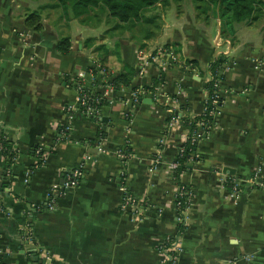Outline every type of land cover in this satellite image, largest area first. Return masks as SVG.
Wrapping results in <instances>:
<instances>
[{
  "label": "crops",
  "instance_id": "1",
  "mask_svg": "<svg viewBox=\"0 0 264 264\" xmlns=\"http://www.w3.org/2000/svg\"><path fill=\"white\" fill-rule=\"evenodd\" d=\"M261 2L255 21L234 24V33L224 37L213 11L207 13L216 23L212 33L196 17L195 1L181 0L180 11L177 5L169 13L171 23L163 11L158 34L140 47L127 31L108 39L103 24H81L72 16L70 27L57 28L60 7L47 6L53 0H0V132L16 151L10 165L0 151L5 264H158L159 244L178 232L180 184L191 191V201L178 264H264V186L252 182L256 170V179L264 178ZM34 10L41 15L39 31L24 25ZM61 37L70 38L68 53L55 49ZM98 45L112 51L103 61ZM218 55L227 58L218 79L219 114L175 178L168 163L188 131L183 120L202 114L208 64ZM126 69L133 71L129 84L112 85ZM79 72L86 73L83 84H95L106 101L99 118L78 110ZM100 121L104 137L97 135ZM125 146L130 152L119 158L116 151ZM159 147L162 163L153 169ZM81 164L80 183L54 195L48 208L52 185ZM231 180L238 183L237 198L230 195ZM122 185L142 208L140 219L134 206L125 205ZM41 203L45 209L38 208Z\"/></svg>",
  "mask_w": 264,
  "mask_h": 264
},
{
  "label": "trees",
  "instance_id": "2",
  "mask_svg": "<svg viewBox=\"0 0 264 264\" xmlns=\"http://www.w3.org/2000/svg\"><path fill=\"white\" fill-rule=\"evenodd\" d=\"M54 3L47 5L49 7H60L63 13L69 12L70 16L77 19L81 24L105 25L104 33L109 30L120 29L123 31H129L135 28L138 32L130 33V37L135 39L140 47H144V40H149L155 36L156 30L160 29L161 26L158 25L157 21L161 18V13L153 11L158 8L164 7L168 0H53ZM204 4L205 10L213 11L216 17L220 20V34L224 37L232 35L234 33V24L236 23H251L255 21L261 13L262 0H201ZM46 6V7H47ZM199 7V5H198ZM113 19L116 22L113 23ZM92 22V23H91ZM24 25L27 28H31L34 31H39L42 28L41 15L38 11L34 10L29 12L24 17ZM94 38H88L87 41L91 42ZM118 43H115V46ZM70 38L61 37L57 40L55 44V49L62 53H68L70 50ZM95 50H102L101 59L102 61L110 54L111 50L104 49L103 45H98ZM227 58L223 55H218L209 64L208 69L211 73V79L205 83V89L207 90V95L212 96L214 92L219 95V102H222V96H220V87L214 84L220 78V70L225 64ZM189 65H194L196 63L194 60L187 61ZM133 75L132 69H126L125 71L114 76L110 83L114 86L118 85H128L131 77ZM157 80L153 81V86L150 87L154 89L157 84ZM94 85L84 86L83 91L89 95L90 101L96 100L95 105L99 108L105 104L103 98L100 97L99 92L94 90ZM211 115L209 113H202L193 118H184V122L189 126L190 130H194L197 127V122L200 120L211 121ZM97 135L99 137L105 136V131L102 127V122H99V128ZM0 146L1 153L4 155L7 164L10 165L14 161L16 151L12 148V145L6 140L3 133L0 132ZM125 152H130V149L125 146L123 148ZM177 155V154H176ZM195 144H188L184 152V156L179 159V167L173 171L175 178H178L179 173L187 169V163L190 157H195ZM176 157V156H175ZM264 181V178L262 179ZM229 190L232 184L229 183ZM54 197V195H53ZM39 209H45L46 205L43 203L38 205ZM182 227L179 225V229ZM21 234V232H20ZM24 235V234H23ZM25 236V235H24ZM5 254L0 255V261L3 262Z\"/></svg>",
  "mask_w": 264,
  "mask_h": 264
},
{
  "label": "built area",
  "instance_id": "3",
  "mask_svg": "<svg viewBox=\"0 0 264 264\" xmlns=\"http://www.w3.org/2000/svg\"><path fill=\"white\" fill-rule=\"evenodd\" d=\"M167 52L170 54L171 57H173V51L172 50H167ZM148 61L142 59V65H147ZM226 65V64H225ZM98 68V72H100L101 75H105L107 72L106 68L103 66L96 67ZM141 72L143 71L142 68L140 70ZM86 73L84 72H79L77 73L76 79L74 81V87L77 90L78 93V99H77V104L79 107V111L81 113L92 116V117H98L99 118V107L95 105L96 100L90 101L89 95L83 91V87L86 86L83 84V80L85 77ZM89 75L91 76V80L95 78V74H92L89 72ZM211 78V77H210ZM215 86L218 85V81L214 84ZM219 95H217L214 92V95L209 96L207 95V90L205 89V98L203 102V111L202 113H209L211 115V118H213L215 115L219 114V107H220V102L218 100ZM132 99L134 102H139V93L137 91H133L132 93ZM67 113L72 114L73 108L71 106H67L66 108ZM180 119V115L174 114L172 117V121H178ZM197 127L194 130H190L189 126L187 125L188 131L185 134V138L183 140V143L179 145L177 155L173 161L168 163V167L170 170L174 171L176 170L179 165V159L184 156V152L186 150V146L188 144H196L200 139L204 138L208 132V130L211 127V121L207 122V120H200L197 122ZM69 129V125L63 127L61 129V137H66L67 131ZM163 142V139L159 140V145H161ZM1 150V146H0ZM116 154L119 158H125L127 153L123 149H119L116 151ZM193 157H190L189 159L191 160ZM189 160V161H190ZM160 163H162V157H161V147L157 149L155 152V155L152 158V168L155 169ZM83 175V166L82 164L79 165L76 168H73L69 170L65 176L61 179L62 182L57 183L52 185L50 189V200L47 203L48 208L52 207V202H53V195H58L60 193H63L65 190L77 186L80 183V180ZM259 177V170H256L253 173L252 176V182L259 185V186H264V181L261 179V181H258L256 178ZM232 184V187L230 189V195L233 198L238 197V183L235 182L234 180H231L230 182ZM121 189L124 193V203L125 205L129 206H134V212L135 216L140 219V212L142 208L137 204V201L132 195L128 193L126 188L122 185ZM191 201V191L187 189L183 185H178L177 186V193L175 197V208L177 210V228L178 232L175 235H166L163 239V241L159 244L158 250L160 253V258H159V263L158 264H178V259L180 254L183 251V248L181 246L180 238L182 235V232L184 228L181 230L179 229V225L184 227L185 220H186V209L189 206ZM1 255V253H0ZM248 257L247 259H249ZM0 264H5L4 262L0 261Z\"/></svg>",
  "mask_w": 264,
  "mask_h": 264
},
{
  "label": "rangeland",
  "instance_id": "4",
  "mask_svg": "<svg viewBox=\"0 0 264 264\" xmlns=\"http://www.w3.org/2000/svg\"><path fill=\"white\" fill-rule=\"evenodd\" d=\"M51 1V2H50ZM195 1V4H194V12L196 14V17L200 19V21H203L205 24H207L208 28L209 27H212V33L215 31L216 29V23H215V20L213 18V16L211 15H208L207 13L209 12V10H205V7L203 2L201 0H194ZM49 3H52V0H49ZM181 3V0H168V3L162 7V8H154L153 11H156L158 13H161V18L159 19V21H157L158 25L161 26L163 25L164 23V19L162 18V12L164 14V18L166 19L167 23L170 24L171 21H170V16H169V13L171 12V10L175 7L176 10H177V5H180ZM48 5H51V4H48ZM199 5V7H198ZM181 9V5L179 6V11ZM178 12V11H177ZM61 17H60V16ZM70 19V14L69 12H66V13H63L61 8L60 10H58V16L55 17V20H53V23H55L57 25V28H67V27H70L71 26V23L69 22ZM116 22V19H113V23ZM64 23V25H62ZM92 23V22H91ZM87 25H90V22H87L86 23ZM103 27L105 28V25H103ZM107 28V27H106ZM105 28V29H106ZM128 34L130 35V33H136L138 34L137 30L135 28H132L130 29L129 31H127ZM159 32V29L156 30L155 32V35L158 34ZM104 34V31L102 32ZM110 33V35L108 36V39H111L112 36H118V35H121V34H124L122 32V30L120 29H114V30H109L106 32V34ZM117 48L119 50V46L116 45L115 46V50L117 51Z\"/></svg>",
  "mask_w": 264,
  "mask_h": 264
},
{
  "label": "water",
  "instance_id": "5",
  "mask_svg": "<svg viewBox=\"0 0 264 264\" xmlns=\"http://www.w3.org/2000/svg\"><path fill=\"white\" fill-rule=\"evenodd\" d=\"M258 181H261V179H258ZM60 182H62V180H61ZM28 208H30V206H29V205H28ZM36 258H37V257H33V259H32V260L36 261V260H37Z\"/></svg>",
  "mask_w": 264,
  "mask_h": 264
}]
</instances>
